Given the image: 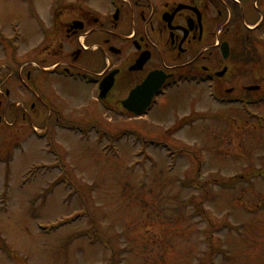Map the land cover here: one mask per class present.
<instances>
[{
  "label": "rangeland",
  "instance_id": "obj_1",
  "mask_svg": "<svg viewBox=\"0 0 264 264\" xmlns=\"http://www.w3.org/2000/svg\"><path fill=\"white\" fill-rule=\"evenodd\" d=\"M56 1L0 0L1 35L17 24L30 47L27 8ZM251 70L236 69L234 96L258 85ZM68 83L57 115L69 132L46 117L0 127V264H264V122L205 86L167 89L134 118L92 104L85 84L80 103Z\"/></svg>",
  "mask_w": 264,
  "mask_h": 264
},
{
  "label": "flooded vegetation",
  "instance_id": "obj_2",
  "mask_svg": "<svg viewBox=\"0 0 264 264\" xmlns=\"http://www.w3.org/2000/svg\"><path fill=\"white\" fill-rule=\"evenodd\" d=\"M105 3L99 8L83 0L73 5L64 1L36 16L40 42L31 53L0 61V124L7 119L38 123L46 117L64 126L65 118L57 115L62 102L59 89L69 91L70 75L80 84L88 78L92 88L109 72H116L104 100L112 110L121 109L129 92L152 72L171 76L163 88L181 76L195 87L207 85L222 103H230L231 98L250 103L251 91L264 90V0ZM102 8L106 11L100 15ZM145 53L149 61L142 69L130 70ZM106 59L105 71L94 73L91 62ZM250 65L248 73L258 85L243 86L234 96L235 89L228 85L239 77L236 69ZM118 87L123 89L120 97Z\"/></svg>",
  "mask_w": 264,
  "mask_h": 264
},
{
  "label": "water",
  "instance_id": "obj_3",
  "mask_svg": "<svg viewBox=\"0 0 264 264\" xmlns=\"http://www.w3.org/2000/svg\"><path fill=\"white\" fill-rule=\"evenodd\" d=\"M145 59L139 62V65H143ZM110 75L109 77H111ZM155 79L152 76L145 81L143 86L139 89L135 90L130 97L123 103V107L128 112L132 113L135 116L143 114L148 108L153 95L156 93L157 89L162 85L163 79ZM105 89H102V96L106 94L108 89L110 88V84L108 82L103 84Z\"/></svg>",
  "mask_w": 264,
  "mask_h": 264
},
{
  "label": "bare ground",
  "instance_id": "obj_4",
  "mask_svg": "<svg viewBox=\"0 0 264 264\" xmlns=\"http://www.w3.org/2000/svg\"><path fill=\"white\" fill-rule=\"evenodd\" d=\"M226 47V46H225Z\"/></svg>",
  "mask_w": 264,
  "mask_h": 264
}]
</instances>
